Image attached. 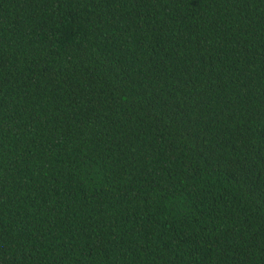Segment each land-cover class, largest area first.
<instances>
[{
	"label": "trees",
	"instance_id": "trees-1",
	"mask_svg": "<svg viewBox=\"0 0 264 264\" xmlns=\"http://www.w3.org/2000/svg\"><path fill=\"white\" fill-rule=\"evenodd\" d=\"M0 264H264V0H0Z\"/></svg>",
	"mask_w": 264,
	"mask_h": 264
}]
</instances>
